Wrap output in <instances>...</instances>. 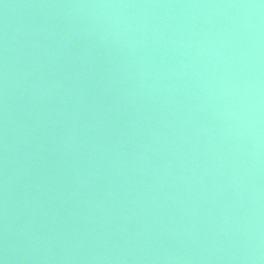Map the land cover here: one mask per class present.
Masks as SVG:
<instances>
[{
	"label": "water",
	"instance_id": "1",
	"mask_svg": "<svg viewBox=\"0 0 264 264\" xmlns=\"http://www.w3.org/2000/svg\"><path fill=\"white\" fill-rule=\"evenodd\" d=\"M0 260L264 264L262 0H0Z\"/></svg>",
	"mask_w": 264,
	"mask_h": 264
},
{
	"label": "clouds",
	"instance_id": "2",
	"mask_svg": "<svg viewBox=\"0 0 264 264\" xmlns=\"http://www.w3.org/2000/svg\"><path fill=\"white\" fill-rule=\"evenodd\" d=\"M262 3H264V0H262ZM228 7H235L234 5H228ZM240 7H244V8H256L259 7V5H242ZM0 264H4L3 260H0Z\"/></svg>",
	"mask_w": 264,
	"mask_h": 264
}]
</instances>
